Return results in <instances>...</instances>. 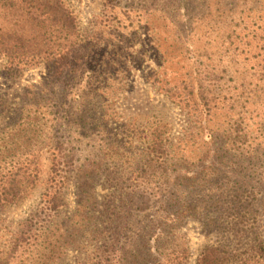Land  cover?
<instances>
[{"label": "rangeland", "instance_id": "1", "mask_svg": "<svg viewBox=\"0 0 264 264\" xmlns=\"http://www.w3.org/2000/svg\"><path fill=\"white\" fill-rule=\"evenodd\" d=\"M51 1L0 0V37L65 21ZM60 1L81 56L72 81L47 83L50 61L26 66L0 51V171L26 172L29 150L40 170L0 209V248L54 194L60 150L61 201L42 227L58 263L96 264L107 226L124 248L151 235L152 264H200L205 253L264 264L254 253L264 239V0ZM17 122L26 131L15 136ZM30 254L22 264L40 262Z\"/></svg>", "mask_w": 264, "mask_h": 264}, {"label": "trees", "instance_id": "2", "mask_svg": "<svg viewBox=\"0 0 264 264\" xmlns=\"http://www.w3.org/2000/svg\"><path fill=\"white\" fill-rule=\"evenodd\" d=\"M51 3L58 6L56 9H50V12L54 10L62 11V14L66 17L65 21L43 25H20L17 30H10L5 35H3V38L0 37V51L7 53L8 58H15L14 62L17 64L23 63L26 66L32 65L44 59L50 61V66L47 72V83L55 84L63 82L64 84L67 81H72V78L75 76V73L78 69L77 65L80 63L81 56L77 49H75L73 46L72 40L69 39V35H72L75 32L74 20L69 16L67 10L64 8L63 4H61L60 0L51 1ZM36 28L45 31L47 34V37L45 40H42V42L26 34L28 30H34V35ZM71 31L72 33L69 34ZM58 34L64 35L63 41L62 37H60ZM262 43L263 44L260 48L261 51L264 50V39ZM260 61L261 71L264 73V57H262ZM262 79H264V74L259 76V81ZM48 88V86H44L45 90H48ZM61 89H64L63 86ZM52 93L54 92L52 91ZM204 106L206 107V101H204ZM0 109L2 111L5 109L4 102L2 100H0ZM22 122L23 125H25V122L21 120V123ZM17 123V125L12 126L15 136L23 133V131H26V129L21 127L22 124L20 122ZM235 132L236 136L234 140H237L240 134L243 133L241 132V129H236ZM28 136L31 137L27 139V141L30 143L33 140V136L29 133ZM227 137L228 135L226 138ZM229 138H231V136H229ZM234 142L238 143V141ZM11 153L13 155L12 157L16 156L14 152ZM37 154V150H29L26 152V157L30 156V158H27L28 161L26 165V172L23 171L22 168L17 167L14 170L10 169L8 172L0 171V209H3L6 206L14 204L20 200L23 191L27 187L25 184L32 186L37 181L40 173ZM62 155L63 154L60 152V150H58L57 152L53 153L51 159V173L53 174L51 180L53 188L51 191L54 194L49 196L50 192H46L43 205L35 211L29 213L24 219L18 222L16 231L11 234L10 239L4 242L0 248V264H22L23 260H21V257L27 253H31L30 255L33 256L34 260L40 261L34 264H60L56 261L58 259V254L56 255L57 249L55 246L54 249H52L50 243L47 242L48 233H46V229H43L42 227L45 226V223H47L46 221L50 215L56 212L55 210L58 209L59 206L56 204L57 199L61 201V196H57L60 195L59 188H57V179L60 178L61 180L63 177V172L65 168H67L65 167V162L61 158ZM241 156V163L244 161H259V158H256L255 156H253L251 159L249 157L244 158L243 155ZM146 205H144V207ZM102 215H106L103 223L110 220V215L105 214V211L102 213ZM106 227H102L101 230H98L97 234L100 238L98 243L93 246L95 255L98 258L96 264H118V261L116 262V257L118 256L120 259L125 258V262L119 261V264H152V262L150 263L149 260L152 259L153 254L156 255L157 251L155 247L148 244L151 235L143 231L142 233L144 234L142 235L141 239L144 240V243L142 244V247L139 246V248L137 245H135V247L132 248H124V246H117L120 245V234L117 232V230H111V228L108 227L107 229ZM136 235V239L141 236V234L138 233ZM256 245L257 246L254 253L257 254L259 258L264 257V239L260 240ZM63 249L64 248H60V253L64 250L66 253L68 250V248H65L64 250ZM233 257L234 254L229 258L226 256V254H222L221 258L216 260V258L213 256H211L210 259L208 257V253H205L200 259V264H214L215 260L216 263L223 264V262H226V260L232 259ZM237 259L238 261L232 264L246 263L241 258L239 259V257H237Z\"/></svg>", "mask_w": 264, "mask_h": 264}]
</instances>
